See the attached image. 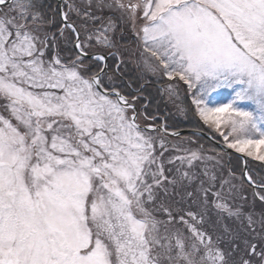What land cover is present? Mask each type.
<instances>
[{"label":"snow or ice","instance_id":"snow-or-ice-1","mask_svg":"<svg viewBox=\"0 0 264 264\" xmlns=\"http://www.w3.org/2000/svg\"><path fill=\"white\" fill-rule=\"evenodd\" d=\"M149 77L218 153L139 122ZM246 157L264 162V0H0V264H264Z\"/></svg>","mask_w":264,"mask_h":264},{"label":"trees","instance_id":"trees-1","mask_svg":"<svg viewBox=\"0 0 264 264\" xmlns=\"http://www.w3.org/2000/svg\"><path fill=\"white\" fill-rule=\"evenodd\" d=\"M51 2L53 3V5H55L57 3V0H51ZM129 69H132L131 65H129ZM135 77V71L131 70L125 77V82L127 83L129 78H132L134 81V87H139L141 83H145V81H136ZM167 83L168 82L166 80L156 81L154 78H148V82L146 83L143 93L146 99L142 100L141 103L138 105V109L143 111L145 104H147V116L145 117L144 115H141L140 119L142 121H140V123L142 125L149 124L155 126L164 124L167 126V130L171 132L191 130L203 132L210 135V132L212 130L208 129V126L203 125V122L199 121L198 117H193L191 112H189L187 116L181 114L177 111L176 107L169 102L168 97L166 95H161V89L165 88L167 86ZM148 101H150V103H148ZM184 103L185 105H190L191 98L189 97L188 100L184 101ZM150 119L155 121L153 122ZM187 138H191L193 140L198 139L199 143L204 145L205 155L214 154L213 149H215L217 153L219 152V149L214 146L211 142L200 136H193V133L183 134L179 137L174 138L168 137V139L173 143H176L181 140L186 141ZM219 142L223 143L221 140ZM246 160L248 161V169L253 171V175L256 174V171H259V165L261 163H264L260 161H253L251 158L248 157ZM225 162V176L227 177L229 168L234 169L236 171L237 176H239L240 171L243 169L242 161H238L236 159V155L232 154L231 161L228 162V158L225 157Z\"/></svg>","mask_w":264,"mask_h":264},{"label":"water","instance_id":"water-1","mask_svg":"<svg viewBox=\"0 0 264 264\" xmlns=\"http://www.w3.org/2000/svg\"><path fill=\"white\" fill-rule=\"evenodd\" d=\"M175 133H179V135L181 134H187V133H194V131H179V132H175ZM200 133L199 136H201L202 138H205L207 139L208 141L212 142L216 147H218L219 149L221 147H223V144L212 139L209 135L205 134V133H202V132H198ZM167 134H170V133H167ZM170 136H173L170 134ZM230 152H232V154L236 155V156H243L242 154H239V153H235L233 150H229ZM246 159V158H245ZM243 162V169H244V165H245V160H242Z\"/></svg>","mask_w":264,"mask_h":264},{"label":"rangeland","instance_id":"rangeland-1","mask_svg":"<svg viewBox=\"0 0 264 264\" xmlns=\"http://www.w3.org/2000/svg\"><path fill=\"white\" fill-rule=\"evenodd\" d=\"M213 98L214 99L218 98V99L223 100L224 102H226V98H230V90L229 89L218 90V94L214 93L213 94ZM239 154L244 155L243 153H239ZM248 158H250V157H248Z\"/></svg>","mask_w":264,"mask_h":264},{"label":"flooded vegetation","instance_id":"flooded-vegetation-1","mask_svg":"<svg viewBox=\"0 0 264 264\" xmlns=\"http://www.w3.org/2000/svg\"><path fill=\"white\" fill-rule=\"evenodd\" d=\"M139 120L142 121L140 118H139ZM150 120L153 121V122L155 121V120H152V119H150ZM162 125H163V124H162ZM156 126H157V125H156Z\"/></svg>","mask_w":264,"mask_h":264}]
</instances>
